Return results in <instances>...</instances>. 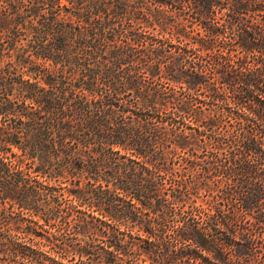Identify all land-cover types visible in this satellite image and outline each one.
<instances>
[{"label":"trees","instance_id":"1","mask_svg":"<svg viewBox=\"0 0 264 264\" xmlns=\"http://www.w3.org/2000/svg\"><path fill=\"white\" fill-rule=\"evenodd\" d=\"M0 264H264V0H0Z\"/></svg>","mask_w":264,"mask_h":264}]
</instances>
